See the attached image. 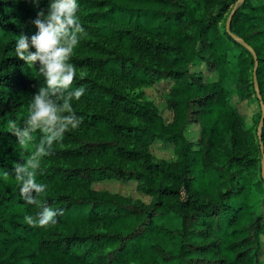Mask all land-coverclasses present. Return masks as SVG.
I'll list each match as a JSON object with an SVG mask.
<instances>
[{
  "label": "trees",
  "instance_id": "1",
  "mask_svg": "<svg viewBox=\"0 0 264 264\" xmlns=\"http://www.w3.org/2000/svg\"><path fill=\"white\" fill-rule=\"evenodd\" d=\"M262 117L264 0H0V264H263Z\"/></svg>",
  "mask_w": 264,
  "mask_h": 264
},
{
  "label": "rangeland",
  "instance_id": "2",
  "mask_svg": "<svg viewBox=\"0 0 264 264\" xmlns=\"http://www.w3.org/2000/svg\"><path fill=\"white\" fill-rule=\"evenodd\" d=\"M109 47L113 46L105 43ZM193 71L202 70L204 72V80L211 81L215 79L213 74L207 72L206 67L199 62L192 65ZM91 74L93 77L98 78L103 83L110 85L113 82L108 79L109 77L105 76L102 73H98L97 70H91L87 72ZM116 83V81L114 82ZM173 81L171 80H163L161 82H157L152 86H147L143 88H136L133 90L132 94H137L139 92H143L144 97L148 100L153 101L159 109L163 110L164 115L170 119L171 112L166 108L167 105V95L170 92ZM232 104L236 106L239 111L247 116V124H253V117L258 112L257 104H249L247 101L240 100L237 96L232 99ZM185 134L187 138L191 141H197L200 137V127L196 124H190L185 129ZM150 151L153 153L157 160H166V161H174L177 156L175 154L174 146L171 143H164L160 140L155 141L151 147ZM92 188L95 190H108L113 193H120L126 196H131L134 199H142L145 202H150L151 197L145 195L137 188L136 181L130 182H121L117 180H105L100 182H95L92 184ZM264 211V207H263ZM168 221V220H166ZM170 222V221H169ZM260 258L264 264V236L261 237V250H260Z\"/></svg>",
  "mask_w": 264,
  "mask_h": 264
},
{
  "label": "water",
  "instance_id": "3",
  "mask_svg": "<svg viewBox=\"0 0 264 264\" xmlns=\"http://www.w3.org/2000/svg\"><path fill=\"white\" fill-rule=\"evenodd\" d=\"M238 4H239V3H237V4L235 5V7L233 8V11L231 12V14H230V16H229V18H228L227 26L230 25V22H231V19H232L233 13H234L236 7L238 6ZM255 57H256V56H255ZM257 64H258V62L256 61V66H257ZM256 66H255V68H254V80H255V84L257 83V77H256ZM263 119H264V117H262L261 122H263ZM259 139H260V142H261V136H260ZM263 175H264V172H263Z\"/></svg>",
  "mask_w": 264,
  "mask_h": 264
}]
</instances>
